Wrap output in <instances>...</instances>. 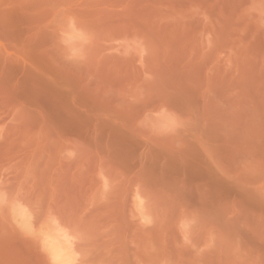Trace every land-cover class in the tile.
Wrapping results in <instances>:
<instances>
[{"label": "rangeland", "instance_id": "obj_1", "mask_svg": "<svg viewBox=\"0 0 264 264\" xmlns=\"http://www.w3.org/2000/svg\"><path fill=\"white\" fill-rule=\"evenodd\" d=\"M0 264H264V0H0Z\"/></svg>", "mask_w": 264, "mask_h": 264}]
</instances>
